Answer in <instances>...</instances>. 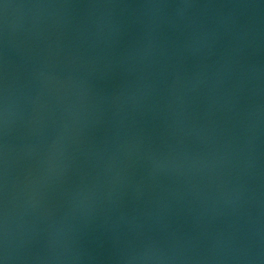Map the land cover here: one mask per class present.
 I'll return each mask as SVG.
<instances>
[{"label": "water", "instance_id": "obj_1", "mask_svg": "<svg viewBox=\"0 0 264 264\" xmlns=\"http://www.w3.org/2000/svg\"><path fill=\"white\" fill-rule=\"evenodd\" d=\"M0 264H264V0H0Z\"/></svg>", "mask_w": 264, "mask_h": 264}]
</instances>
